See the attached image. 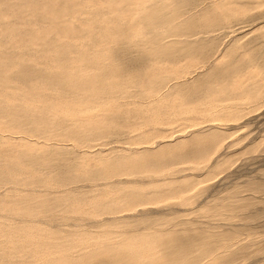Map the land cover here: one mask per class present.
<instances>
[{"label":"rangeland","instance_id":"1","mask_svg":"<svg viewBox=\"0 0 264 264\" xmlns=\"http://www.w3.org/2000/svg\"><path fill=\"white\" fill-rule=\"evenodd\" d=\"M0 264H264V0H0Z\"/></svg>","mask_w":264,"mask_h":264},{"label":"bare ground","instance_id":"2","mask_svg":"<svg viewBox=\"0 0 264 264\" xmlns=\"http://www.w3.org/2000/svg\"><path fill=\"white\" fill-rule=\"evenodd\" d=\"M159 16H160V15H159ZM150 18H151V16L148 15V14L144 15V17H143L144 20H148V21H149ZM159 19H160V18H159ZM152 21H153V19H152ZM150 23H151V22H150ZM150 23H149V24H150ZM158 37L160 38V35H159V34H158ZM161 39H162V38H161ZM198 39H199V38H198ZM154 40H155V39H154ZM157 40H158V39H157ZM157 40H156V41H157ZM159 41H160V40H159ZM182 42H183V41H182ZM194 49H195V48H194ZM194 52H195V51H194ZM215 125H216V124H215Z\"/></svg>","mask_w":264,"mask_h":264}]
</instances>
